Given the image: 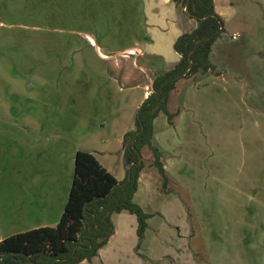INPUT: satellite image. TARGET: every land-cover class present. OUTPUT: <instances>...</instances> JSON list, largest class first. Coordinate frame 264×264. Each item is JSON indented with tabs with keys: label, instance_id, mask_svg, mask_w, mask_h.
<instances>
[{
	"label": "rangeland",
	"instance_id": "rangeland-1",
	"mask_svg": "<svg viewBox=\"0 0 264 264\" xmlns=\"http://www.w3.org/2000/svg\"><path fill=\"white\" fill-rule=\"evenodd\" d=\"M60 1L62 11L43 10L34 20L25 0H0V239L25 228L17 208L19 200L25 202L26 172L30 166L52 168L45 160L53 145L64 144L70 165L76 143L98 148L114 138L116 122L135 123L141 91L128 86L148 82L155 73L148 67L151 58L135 50L139 41L149 36L153 42H144V51L157 48L173 61L169 36L181 27L189 33L195 24L181 4L175 12L163 0H144L145 15L141 0ZM231 3L210 61L224 84L240 89L241 102L237 109H218L216 147L212 130L203 138L205 161L220 177L213 180L210 170L205 194L192 201L174 180L167 177L164 184L145 147L146 179L133 201L150 216L140 242L129 233L122 238L121 264H137L128 248L134 242L143 262L149 255L161 256V264H176L168 255L192 250L193 264H264V0ZM179 102L184 114L175 117V128L157 122L156 130L175 150L172 175L185 178L197 146L185 137L186 121L194 114ZM256 171L257 177L245 176ZM234 174L240 178L236 182ZM174 196L182 201L180 208L171 201ZM185 230L187 237L180 238ZM180 261L192 264L188 257Z\"/></svg>",
	"mask_w": 264,
	"mask_h": 264
},
{
	"label": "trees",
	"instance_id": "trees-1",
	"mask_svg": "<svg viewBox=\"0 0 264 264\" xmlns=\"http://www.w3.org/2000/svg\"><path fill=\"white\" fill-rule=\"evenodd\" d=\"M61 2L25 0L26 7L32 9L34 20L43 10L62 11ZM174 2L181 4L184 13L196 20L197 25L173 44L180 60L171 68L152 74V90L137 109L134 128L126 132L122 140L125 178L118 181L93 153L78 149L71 187L58 222L54 226L32 228L0 239V264H78L83 260L90 261L114 232L112 214L121 211L136 216L139 242L143 238L150 215L133 201V196L144 167L142 151L145 147L151 152L152 164L163 177L164 184L167 182L162 154L154 143V119L163 113L173 125L179 109L172 112L168 108L171 91L182 78L194 80L198 74L213 72L211 47L224 29L223 18L216 12L214 0ZM63 13L68 15V12ZM95 41L99 44L97 38Z\"/></svg>",
	"mask_w": 264,
	"mask_h": 264
},
{
	"label": "crops",
	"instance_id": "crops-1",
	"mask_svg": "<svg viewBox=\"0 0 264 264\" xmlns=\"http://www.w3.org/2000/svg\"><path fill=\"white\" fill-rule=\"evenodd\" d=\"M163 1L167 4L172 3L174 11H178L176 3L173 0ZM225 1L227 3L224 6H218L216 0H214L215 10L222 18L224 15H226L227 10L232 4L231 0H224V2ZM140 3L142 13L145 15L144 0H141ZM189 20L194 19L190 18ZM194 23L195 27L197 25L196 20H194ZM148 26H150V24L146 21V27L144 29L145 32H148ZM183 33H188V31H185L182 27L181 29H176L174 37L169 36L170 43L174 44L175 40ZM144 42L151 43L153 42V39L150 37L146 41L141 39L135 50L139 54L146 55L149 59L151 58L150 63L148 64L150 70H166L171 68L180 60V55L175 50L176 57L173 61H167L165 52L154 47L153 52H145ZM128 88L138 89L141 91L139 103H137L134 109L137 112V109L142 101L152 90V80L148 79V82L134 84L132 86H128ZM241 97L242 94L240 89L238 88L237 91L233 84L230 86L224 84V79L221 77V74L218 71L209 72L206 74H198L194 80L183 78L178 80L176 88L170 93L168 108L169 110L174 109L171 111L180 109L179 106L181 103L179 101L183 100L184 108L193 112L194 115H192L191 119L186 121L188 127L187 130H189V133L186 132L185 137L187 138L186 143L188 145L197 146L194 153H192L191 158L189 159L192 164L188 163L190 170L186 168L185 178L181 177L180 175L177 177L172 175L176 170L174 159L175 150L173 149L172 145H170V143H166V141L163 139V134L158 132V129L156 130L157 122H160L162 126L165 125L167 129H170L171 126H174V123L173 125H170L166 119V115L163 113L158 114L154 119V143L158 146L160 152L163 155L162 163L165 173L169 180H174V183L183 190L185 196L188 194V196L192 197V201L195 200L196 197H203L202 195L205 194L207 188V181L205 180L207 179V175H209L210 170L212 171L211 173L212 177L214 178L213 180H217L221 174V172L215 167L208 166V162L205 161L207 156L205 154L206 149L203 144V138L207 133L209 134L210 138V133L208 131L212 130L214 142L212 144L214 147H216L217 141L215 140V131L219 128L218 109H237L240 104L239 102H241ZM7 108L10 107L7 106ZM183 114V111L179 112L178 118L181 116L183 117ZM214 114L216 116H213ZM134 124L135 123L132 124V122L129 123V120L123 123L116 122L114 126V138L112 137L111 140L104 142L100 146H96L98 148L95 149H84L76 143L74 148L70 150V165H66L64 161V155L66 152L64 144L61 145L56 143L52 148L49 149L51 156L47 157L45 160L46 164L50 162L53 165L52 168L39 171L36 169V167L34 168L30 166L31 169L29 172H26V185H23V189H25L23 190L25 194V202L23 203V201L19 200V205L17 208L19 210V215L20 213L21 215L23 213L19 220H21L22 224L25 225V228L17 232L41 226H54L58 222L63 212L68 192L71 187L73 177L72 171H74L73 161L78 149L87 150L93 153L102 166L111 172L118 181L123 180L126 176V166L124 165L123 160L122 140L124 134L134 128ZM50 159H52V161ZM194 162L197 164L194 165ZM143 169L140 172L137 190L134 193L133 199L140 194L141 187L143 186L146 179V172ZM193 169L195 172L192 173ZM257 172L260 171H256L255 173L253 172V174H245V176L257 177ZM241 173L242 171L239 170L238 174ZM233 177V182H236L235 180L239 178L237 174H234ZM143 190H146V187H143ZM149 192L151 195L152 192L150 189ZM171 201L179 208L182 206V201L177 196H174ZM14 204L15 205L12 204V207L16 208L18 203L14 202ZM22 205H25V209L23 210ZM9 216L12 220L16 219V216L13 217L11 214ZM112 222L114 224V232L110 236L107 244L99 249L98 254L90 261L83 260L78 264H121V255L119 254V248L121 246L120 242L126 233H129L130 235L132 234L134 241L138 240L136 233L137 220L134 214L128 213L127 211H121L113 214ZM178 227L180 228V231H182L181 229L183 228H181L180 225ZM183 232L179 233L180 238L187 237V231L185 230V232ZM184 242L185 246L189 247V240L187 242L185 239ZM115 247H117V254L114 253ZM136 247L137 245H135L134 242L129 245L128 248L133 250L131 255L137 264H161V262L159 263L161 256L154 258L153 256L148 255L150 260H148V262H143V260H141L142 255L137 252ZM174 254L175 255L168 256H170L172 261H174L176 264H182L180 258L185 257H188L191 263L193 262L191 260L193 257L192 250H185L182 255L177 254L176 252H174Z\"/></svg>",
	"mask_w": 264,
	"mask_h": 264
},
{
	"label": "water",
	"instance_id": "water-1",
	"mask_svg": "<svg viewBox=\"0 0 264 264\" xmlns=\"http://www.w3.org/2000/svg\"><path fill=\"white\" fill-rule=\"evenodd\" d=\"M190 67V65L188 66V68ZM185 73V72H184Z\"/></svg>",
	"mask_w": 264,
	"mask_h": 264
}]
</instances>
